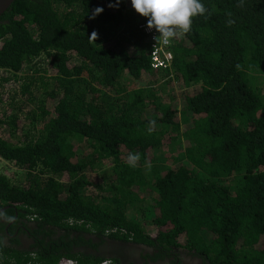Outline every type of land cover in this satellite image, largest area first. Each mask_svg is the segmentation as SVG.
<instances>
[{
	"label": "trees",
	"instance_id": "obj_1",
	"mask_svg": "<svg viewBox=\"0 0 264 264\" xmlns=\"http://www.w3.org/2000/svg\"><path fill=\"white\" fill-rule=\"evenodd\" d=\"M201 2L161 72L131 0H15L0 16V158L24 175H0V207L50 237L0 245V264H101L72 252L85 235L264 264V0Z\"/></svg>",
	"mask_w": 264,
	"mask_h": 264
},
{
	"label": "flooded vegetation",
	"instance_id": "obj_2",
	"mask_svg": "<svg viewBox=\"0 0 264 264\" xmlns=\"http://www.w3.org/2000/svg\"><path fill=\"white\" fill-rule=\"evenodd\" d=\"M10 211L14 213V217L11 216ZM24 214L22 212L19 216L15 209L0 207V245L10 250L31 253L36 250L35 245L43 236L46 241L50 237L40 233L43 229H40L36 221ZM84 237L92 239L93 247L88 244L75 246L72 252L107 258L103 262H109V264L112 258L119 259L122 264H210L203 254L193 249L189 250L185 246L171 247L172 250L165 253L162 249L158 251L143 244L115 242L105 236L85 235ZM54 238L52 236V239ZM159 252L164 257L153 260Z\"/></svg>",
	"mask_w": 264,
	"mask_h": 264
},
{
	"label": "clouds",
	"instance_id": "obj_3",
	"mask_svg": "<svg viewBox=\"0 0 264 264\" xmlns=\"http://www.w3.org/2000/svg\"><path fill=\"white\" fill-rule=\"evenodd\" d=\"M131 5L137 13L147 18L148 27L155 28L160 33L159 37H163L166 43L179 33L190 31L192 18L207 11L201 0H131ZM103 11L102 7H97L93 16ZM93 34L96 36L95 33ZM151 130L150 127L149 131ZM138 160L139 154L128 155L131 166H135Z\"/></svg>",
	"mask_w": 264,
	"mask_h": 264
},
{
	"label": "built area",
	"instance_id": "obj_4",
	"mask_svg": "<svg viewBox=\"0 0 264 264\" xmlns=\"http://www.w3.org/2000/svg\"><path fill=\"white\" fill-rule=\"evenodd\" d=\"M138 29L148 40L150 69L153 72L168 70L173 62V54L170 50L171 38L166 43L163 37H159L160 33L155 28L148 27L147 22L140 23ZM59 264H76V262L68 259ZM101 264H109V262H102Z\"/></svg>",
	"mask_w": 264,
	"mask_h": 264
},
{
	"label": "rangeland",
	"instance_id": "obj_5",
	"mask_svg": "<svg viewBox=\"0 0 264 264\" xmlns=\"http://www.w3.org/2000/svg\"><path fill=\"white\" fill-rule=\"evenodd\" d=\"M86 149L87 148L85 147L84 150ZM0 175H3L4 177H6L8 181L13 184L18 185V184L23 183V179H24L23 172L17 167H15L12 163L7 162L1 158H0ZM94 176H96V174H94ZM142 221L144 223L149 222L147 218L143 219ZM147 227L150 228V226H147ZM152 234H154V230H151V235Z\"/></svg>",
	"mask_w": 264,
	"mask_h": 264
},
{
	"label": "water",
	"instance_id": "obj_6",
	"mask_svg": "<svg viewBox=\"0 0 264 264\" xmlns=\"http://www.w3.org/2000/svg\"><path fill=\"white\" fill-rule=\"evenodd\" d=\"M15 0H0V16L12 5Z\"/></svg>",
	"mask_w": 264,
	"mask_h": 264
}]
</instances>
